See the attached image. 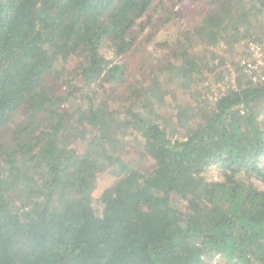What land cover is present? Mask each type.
Returning a JSON list of instances; mask_svg holds the SVG:
<instances>
[{
    "label": "trees",
    "instance_id": "trees-1",
    "mask_svg": "<svg viewBox=\"0 0 264 264\" xmlns=\"http://www.w3.org/2000/svg\"><path fill=\"white\" fill-rule=\"evenodd\" d=\"M184 1L0 0V264H264V80L237 66L228 82L220 68L264 35V0H193L206 7L196 25L140 69L151 95L131 83L132 104L110 103L143 18L156 9L178 26ZM205 77L196 104L157 113L164 81ZM141 96L153 117L135 108ZM120 133L145 171L115 154ZM115 165L98 214L99 175Z\"/></svg>",
    "mask_w": 264,
    "mask_h": 264
},
{
    "label": "rangeland",
    "instance_id": "rangeland-1",
    "mask_svg": "<svg viewBox=\"0 0 264 264\" xmlns=\"http://www.w3.org/2000/svg\"><path fill=\"white\" fill-rule=\"evenodd\" d=\"M171 4L173 3H170V5ZM181 7H183L182 9L185 14L181 17L182 19H180L178 26L163 24L159 18V11L156 9L151 10L143 18L142 22L146 25L145 29L142 33H138V41L135 49L127 56V80L124 85L118 87L117 90L112 92L110 97L112 100V102L110 100L112 106L126 107L129 104H132L130 103L131 101H129V93L125 89L126 87H129L131 83H133L137 88H144L142 90V94L147 93L151 95L150 92L148 93L145 91L146 87L151 86V76L147 75L148 73L140 74V69L144 65H157L155 60L158 58L162 59V61L169 59L172 47L174 48V45L177 44V40L181 38V33L186 31L187 27L192 28L196 25L197 20L200 18L201 9H203L202 7H204V5H202V2L186 0L184 1V4L183 2H179L175 7V10H178ZM260 24L262 28H264V20L261 21ZM163 44H171V48L161 46ZM237 47L238 53H236L235 56H232L227 63L220 67L222 71H227L229 73L227 81L229 82L230 79L233 77L235 78L239 74L237 66L244 67L249 76L253 75L255 78L261 80V77L264 76V68L261 70L260 67L259 69L252 71L245 66L246 63H252V65L255 63L258 64L259 59L264 63V35L258 34L253 39L243 41L240 45H237ZM157 52H161V55L160 57L158 56L154 58ZM220 53L222 54L223 51H220ZM210 82L212 81L205 77V80H203L202 83H194L191 85L190 89H181L175 84H166V81H164L163 84L167 89V94L164 97L165 101L158 104L156 102L157 99L155 97L153 98V102L155 104L154 107L157 109V113L164 118H168L169 116L176 114L177 106H189L191 104H196V100L199 98L198 93L204 92L205 90L203 88L207 87V84ZM221 84L216 83L212 86L211 91L208 90L207 93H209L210 97H212L213 94L217 95L219 93ZM78 85L80 84L78 83ZM60 88L59 92H63L67 86H62ZM93 88L97 89V86L95 85ZM82 91L83 94H89L88 88H84ZM136 104L137 105L134 104L135 108L140 110L142 114H145L146 116L148 115L150 118L153 117V115H150V112L153 110L152 105L151 103H146L145 98L141 96L140 99H137ZM117 137L122 143L115 149V154L131 169L145 171L147 169L148 162L146 158H143L139 154L140 148L138 142L134 141L133 138H130V136H126L121 133L118 134ZM80 146L85 147V144L80 143ZM261 162L264 166V158H262ZM220 173L221 172L219 170L213 169L206 175L209 180L218 181L222 179ZM118 176H120V168L118 165L113 167L105 166V169L100 173L97 189L93 193V207L98 214H100L103 210V205L101 203L102 194L108 187L111 186ZM254 181L258 186L264 188V184L262 182L257 180ZM218 261L219 258H216L211 261L210 264H215Z\"/></svg>",
    "mask_w": 264,
    "mask_h": 264
},
{
    "label": "built area",
    "instance_id": "built-area-1",
    "mask_svg": "<svg viewBox=\"0 0 264 264\" xmlns=\"http://www.w3.org/2000/svg\"><path fill=\"white\" fill-rule=\"evenodd\" d=\"M256 53H257V52H256ZM257 56H259V55H257ZM246 67L249 68V69L252 70V71L257 70V69H259L260 67H261L260 69L262 70V69L264 68V63H263L262 60L259 59L258 64L255 63L254 65H252V63H246ZM261 79L264 80V76H262Z\"/></svg>",
    "mask_w": 264,
    "mask_h": 264
}]
</instances>
